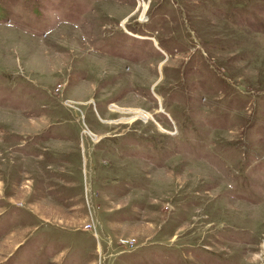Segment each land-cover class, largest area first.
Listing matches in <instances>:
<instances>
[{"label":"rangeland","instance_id":"1","mask_svg":"<svg viewBox=\"0 0 264 264\" xmlns=\"http://www.w3.org/2000/svg\"><path fill=\"white\" fill-rule=\"evenodd\" d=\"M0 264H264V0H0Z\"/></svg>","mask_w":264,"mask_h":264},{"label":"bare ground","instance_id":"2","mask_svg":"<svg viewBox=\"0 0 264 264\" xmlns=\"http://www.w3.org/2000/svg\"><path fill=\"white\" fill-rule=\"evenodd\" d=\"M137 115H140V116H142V117H144V118H148L147 116H150V113L140 112V113H138Z\"/></svg>","mask_w":264,"mask_h":264}]
</instances>
